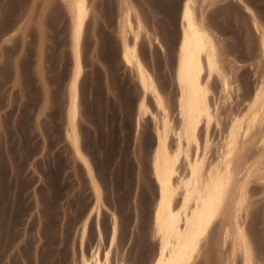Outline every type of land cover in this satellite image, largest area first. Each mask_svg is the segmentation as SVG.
Listing matches in <instances>:
<instances>
[{
	"label": "rangeland",
	"instance_id": "1",
	"mask_svg": "<svg viewBox=\"0 0 264 264\" xmlns=\"http://www.w3.org/2000/svg\"><path fill=\"white\" fill-rule=\"evenodd\" d=\"M131 1L142 13L152 38L157 35L166 47L163 52L144 37L141 52L177 120L175 63L183 0ZM218 1L209 9V22L221 38L236 85L233 101L221 108L225 127L230 110L246 105V94L261 79L264 60L243 4ZM244 1L264 24V0ZM94 2L84 42L83 144L98 173L105 203L120 220L113 262L122 256L126 264H151L158 250L153 237L155 126L147 117L137 131L142 91L121 58L119 0ZM48 3L0 0V264H76L75 227L80 212L93 202L86 173L64 136L72 61L68 11L62 0ZM40 49L44 50L41 56ZM149 103L154 107L151 98ZM214 128L213 138L219 142L221 133ZM110 224V211L105 209L103 225ZM247 224L256 264H264V184L252 183ZM95 239L92 227L88 247ZM107 246L108 242L104 249ZM210 250L208 260L203 257L197 264L215 263L216 250L213 246Z\"/></svg>",
	"mask_w": 264,
	"mask_h": 264
},
{
	"label": "bare ground",
	"instance_id": "2",
	"mask_svg": "<svg viewBox=\"0 0 264 264\" xmlns=\"http://www.w3.org/2000/svg\"><path fill=\"white\" fill-rule=\"evenodd\" d=\"M94 1L62 0L69 16L72 60L64 136L75 160L83 167L93 194L92 204L79 214L73 248L77 244L76 264H126L122 256L113 262V251L121 235L120 220L105 203L104 190L85 150L80 128L81 85L86 66L84 42ZM217 1L183 0L175 63L176 120L141 52L144 37L151 45L157 43L163 52L166 47L157 35L152 38L153 33L136 5L131 0H119L117 33L121 58L142 91L137 103V131L147 117L155 126L152 173L157 191L153 237L158 240V250L151 264H197L203 257L208 260L212 246L217 253L214 264H256L258 260L247 220L252 206V183L264 184V69L255 88L246 94L244 108L230 110L224 127L221 108L233 101L236 85L233 68L226 64L221 38L209 22V9ZM236 1L249 13L264 60V24L250 4ZM8 38L4 42L9 43ZM214 127L221 133L219 142L213 138ZM105 209L110 211L109 227L103 225ZM92 227L96 239L88 247Z\"/></svg>",
	"mask_w": 264,
	"mask_h": 264
}]
</instances>
